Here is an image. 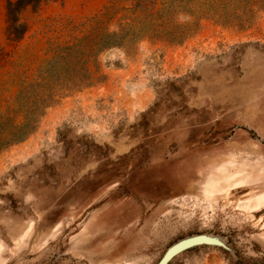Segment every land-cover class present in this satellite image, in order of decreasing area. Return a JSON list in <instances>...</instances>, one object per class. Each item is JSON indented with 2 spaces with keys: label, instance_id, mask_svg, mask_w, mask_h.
<instances>
[{
  "label": "rangeland",
  "instance_id": "rangeland-1",
  "mask_svg": "<svg viewBox=\"0 0 264 264\" xmlns=\"http://www.w3.org/2000/svg\"><path fill=\"white\" fill-rule=\"evenodd\" d=\"M17 1L0 264H264V0Z\"/></svg>",
  "mask_w": 264,
  "mask_h": 264
},
{
  "label": "water",
  "instance_id": "water-1",
  "mask_svg": "<svg viewBox=\"0 0 264 264\" xmlns=\"http://www.w3.org/2000/svg\"><path fill=\"white\" fill-rule=\"evenodd\" d=\"M204 245L220 247L228 251L230 250L228 246L218 238H213L208 235L193 236L173 245L158 264H170L182 253Z\"/></svg>",
  "mask_w": 264,
  "mask_h": 264
},
{
  "label": "trees",
  "instance_id": "trees-1",
  "mask_svg": "<svg viewBox=\"0 0 264 264\" xmlns=\"http://www.w3.org/2000/svg\"><path fill=\"white\" fill-rule=\"evenodd\" d=\"M33 2L40 5L42 3V0H33ZM31 5H32V2L28 0H18L15 3L9 2L8 9H9L10 16L12 19L11 20V31L13 35H16L15 37L17 39H21L20 34H18V31L24 29V25L21 22L20 15L22 14L24 10L29 8ZM25 33L23 32L24 35Z\"/></svg>",
  "mask_w": 264,
  "mask_h": 264
}]
</instances>
